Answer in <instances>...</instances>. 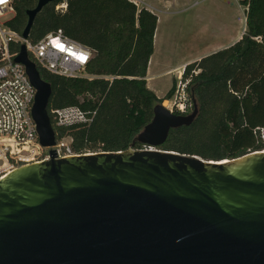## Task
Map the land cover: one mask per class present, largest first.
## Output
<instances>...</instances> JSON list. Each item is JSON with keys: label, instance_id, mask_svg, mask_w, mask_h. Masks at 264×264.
Here are the masks:
<instances>
[{"label": "water", "instance_id": "1", "mask_svg": "<svg viewBox=\"0 0 264 264\" xmlns=\"http://www.w3.org/2000/svg\"><path fill=\"white\" fill-rule=\"evenodd\" d=\"M27 12L29 38L38 13ZM40 142L56 145L52 87L25 45ZM188 115L162 104L135 138L159 148ZM22 166L0 181V264H264V151L228 162L160 150L84 154Z\"/></svg>", "mask_w": 264, "mask_h": 264}, {"label": "trees", "instance_id": "2", "mask_svg": "<svg viewBox=\"0 0 264 264\" xmlns=\"http://www.w3.org/2000/svg\"><path fill=\"white\" fill-rule=\"evenodd\" d=\"M240 2L246 10L245 33L233 45L185 67L183 79H190L198 116L190 126L171 130L157 150L216 163L264 151V0ZM63 3L66 11L57 12ZM37 5L38 0H15L10 27L22 35L27 12ZM157 25L156 14L130 0H54L36 16L29 35L32 43L62 30L94 50L86 67L91 79L65 78L38 66L42 80L52 87L48 113L56 139L71 137L74 154L144 148L135 138L152 121L155 106L172 98L176 88L173 81L160 99L147 85ZM20 48L17 45L15 51ZM69 106L95 112L93 122L57 127L51 110Z\"/></svg>", "mask_w": 264, "mask_h": 264}, {"label": "built area", "instance_id": "3", "mask_svg": "<svg viewBox=\"0 0 264 264\" xmlns=\"http://www.w3.org/2000/svg\"><path fill=\"white\" fill-rule=\"evenodd\" d=\"M130 1L137 6L140 2ZM66 9V3L56 7L57 12H65ZM15 16V0H0V181L22 166L50 160L51 150H56L59 159L77 156L71 148V137L56 140V145L51 148L42 146L32 116L37 90L25 66L15 62L20 53L15 51V47L25 45L37 68L40 66L53 75L92 78L86 67L93 57V49L67 37L62 30L48 33L39 42L32 43L10 27L9 23ZM186 66L177 75L174 95L163 102L170 113L188 115L194 110L189 93L190 79H183ZM79 100L83 102L85 97ZM51 115L57 127H71L90 125L95 112L69 106L52 109ZM261 134L264 140V129H261ZM142 150L157 149L144 146Z\"/></svg>", "mask_w": 264, "mask_h": 264}, {"label": "rangeland", "instance_id": "4", "mask_svg": "<svg viewBox=\"0 0 264 264\" xmlns=\"http://www.w3.org/2000/svg\"><path fill=\"white\" fill-rule=\"evenodd\" d=\"M241 0H156L152 2L158 25L152 57L164 73L187 61L224 49L246 31V10ZM141 0L138 5L142 6ZM146 8V7H145ZM183 68H180V71ZM172 72V71H170ZM177 73L150 79L149 88L165 97ZM163 105V103H162Z\"/></svg>", "mask_w": 264, "mask_h": 264}, {"label": "crops", "instance_id": "5", "mask_svg": "<svg viewBox=\"0 0 264 264\" xmlns=\"http://www.w3.org/2000/svg\"><path fill=\"white\" fill-rule=\"evenodd\" d=\"M139 1H141V0H139ZM143 2H144V4H142V6H140V5H138V7L139 8H143V7H146L148 10H150L151 12H153L154 13V9H152V2H155L156 0H142ZM155 38H156V34H155ZM241 39V35H239V37L237 38V40L236 41H234V42H232L231 43V45H233L234 43H236L238 40H240ZM156 40V39H155ZM231 45H229V46H231ZM229 46H226V47H224V48H227V47H229ZM216 51H218V50H216ZM215 51V52H216ZM201 58H203V57H198V58H196L195 60H191V61H187V62H185L184 64H182V65H179V66H177L175 69H171V70H169L170 68H168L167 69V71H165L163 74L162 73H160L159 74V71H157V68L159 67V66H156V65H153V66H148V72H147V85H148V88L150 87L149 86V84H150V79L152 78L153 80L157 77V76H164V75H166V74H170V73H172V72H174V73H177V75H178V73L180 72V68H183V66H186V65H188V64H190V63H192V62H195V61H198V60H200ZM151 59H154L153 57H151ZM150 59V60H151ZM150 63V62H149ZM170 71H172V72H170ZM177 75L175 76V77H177ZM150 89V88H149ZM157 95V94H156ZM166 95V94H165ZM157 97L158 98H160L158 95H157Z\"/></svg>", "mask_w": 264, "mask_h": 264}, {"label": "bare ground", "instance_id": "6", "mask_svg": "<svg viewBox=\"0 0 264 264\" xmlns=\"http://www.w3.org/2000/svg\"><path fill=\"white\" fill-rule=\"evenodd\" d=\"M157 38V37H156ZM153 65H157V61H155V59H151L150 60V63H149V66H153ZM223 163V162H222Z\"/></svg>", "mask_w": 264, "mask_h": 264}, {"label": "clouds", "instance_id": "7", "mask_svg": "<svg viewBox=\"0 0 264 264\" xmlns=\"http://www.w3.org/2000/svg\"><path fill=\"white\" fill-rule=\"evenodd\" d=\"M226 162H228V161H226Z\"/></svg>", "mask_w": 264, "mask_h": 264}]
</instances>
